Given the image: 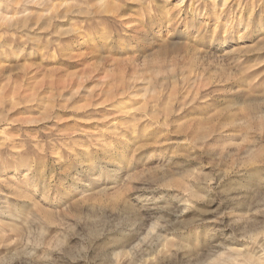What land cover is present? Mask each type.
<instances>
[{"label":"rangeland","instance_id":"obj_1","mask_svg":"<svg viewBox=\"0 0 264 264\" xmlns=\"http://www.w3.org/2000/svg\"><path fill=\"white\" fill-rule=\"evenodd\" d=\"M0 264H264V0H0Z\"/></svg>","mask_w":264,"mask_h":264}]
</instances>
